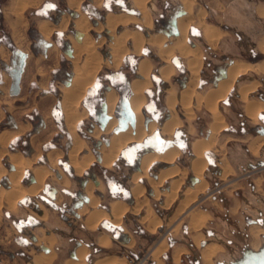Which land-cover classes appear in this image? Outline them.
Segmentation results:
<instances>
[{
	"label": "rangeland",
	"instance_id": "rangeland-1",
	"mask_svg": "<svg viewBox=\"0 0 264 264\" xmlns=\"http://www.w3.org/2000/svg\"><path fill=\"white\" fill-rule=\"evenodd\" d=\"M7 1L8 0H0V79H2L0 83V132L9 129H17L18 126L20 128L23 127V129L18 132V135L9 139V142L5 147V151H19L27 157L36 154L38 151V156L36 155L37 157L33 161V165L44 166L49 170V173H47L43 186L37 193L31 195L26 194L19 197L16 200L14 207H8V205L6 206L7 200L4 197L0 199V264H11L12 253L15 250H22L25 248L32 251L36 248V245L33 244L31 237L37 231L36 226L42 222L40 214L43 208L49 212L51 221H53V224H50V228L57 237L54 245L55 249H57L56 251L59 253V258L57 259L56 264H60L61 260L67 256L70 252V248H72L77 241H82L89 247L88 256L96 258L94 251L90 246H92L93 242L96 240L97 235L99 234L98 230H105L108 234H110V236H113L114 239L112 241V245L109 247L115 252L121 253V257L124 258V261L120 264H156L158 260L162 261L164 264H175L171 259L173 247L170 245V241L186 240L192 243L191 235L196 232L193 230L187 231L186 229L182 232V227L183 225H186L190 212L200 209L203 206L213 208L218 214L213 215V219L207 224L205 222L208 228L216 229L215 232L218 233V236L216 238L214 237L212 240H219L220 238L222 243H225L226 245H223L224 250L217 254L213 259L214 264H218L217 261L227 264L231 259H235L239 256V250L243 245H246V247L253 250L256 249L251 244L252 241H254V238L249 234L248 228L253 225L252 219H259L260 221L258 220V223L261 224L262 227L264 226V169L245 176L243 173L246 171L242 172L237 169L231 170L229 167L230 170H227L226 176L219 179L213 174L215 164L212 163L210 165L209 163L208 167H205L203 177L206 179L209 186H211L212 182L216 180L218 183H215L210 188L214 189L219 187V191L217 190L212 193L211 196V192H209V196L207 195L208 197H203V194L200 193L199 198L197 197V201H195V204L190 209H188V207L185 209L187 211H180L178 210V205H180V199L182 197L181 192L184 189V186L186 187V185H188L187 180L188 175L190 174L184 162H188V157L190 161L192 156L191 154H185L181 149L180 153L178 150V155L172 162L174 163L175 161L181 167V173H178L176 177L181 179L178 188L180 190L168 206L164 205V203H159L161 195L157 198L149 196L147 193V189L149 188L147 179L139 178L138 182L145 188L143 195L139 197V201L144 203V201L147 200V206L144 205L137 214L130 210L125 212L121 217L119 227L113 226L109 222H104L100 225L97 224L98 226H96L97 228L95 227V230H85L81 224V220L79 218H75L73 215L74 204L78 201V191H81L84 195H86L82 189L81 181L88 180V182H90L93 186V189L91 190L92 194L97 196L99 199L98 206L105 209L108 208V204L111 200L121 199V192L123 190L130 194V186L134 185L131 181V173L135 170V168L129 166V158H136L145 150L144 148H130L129 145H131V143H140L146 137L157 133L158 136H161L164 140H169V144L167 145H177L175 132L178 130L181 134V142L188 145L193 138L195 139V137H198V133L194 131L191 134H187L186 131H189L192 124L197 122V124L206 132V127L203 126V123L209 119V113L203 106H201L199 109H194L196 120L194 116V118L190 121H187L185 118L180 116L183 123L181 127L179 126V129H177V127L176 130H174L175 132L173 131L174 133L172 132L167 135L162 134L158 127L149 131L139 142H131L123 147L111 165L105 168L98 162L97 154L99 155L100 145L107 141V135L101 133L97 137H94L92 132L96 127L101 129L96 116L97 112L100 110V103L103 102L105 92L108 88H113L115 94L117 95L116 104L120 97L119 91H123V95L125 96H130L129 86L131 80L135 76L134 67L138 59L142 57L148 58L150 61V79L144 89L145 102L142 109L144 118H146V115L153 117L154 114L151 113V109L148 107L149 97L155 100L156 104L159 106L165 104L166 93L164 88L168 86H172L174 88L176 87V89L179 88L178 83L174 79L175 76L179 75V72L173 71V76L167 82L161 80L158 77V67L164 62L161 60L157 61L155 57H151L152 55L155 56V52L154 49L147 43L143 44L144 47L141 49L142 51L140 54L131 52L124 55L122 57L123 62L121 63V59V64L119 63L120 66L118 67L107 66L101 61L92 84L86 89L78 104L77 109L79 111L84 110L85 115L77 121L75 127L77 135L85 142L84 147L79 154L90 152L94 154L96 160L90 162L88 166L83 169L79 175H77L68 163L67 149L71 145V137L65 130L62 117L63 115L60 107V88L69 81V77L66 73L68 72L69 76H72V69L74 65L77 64L80 67L85 56V54L80 52L77 55L76 61H74L77 63L73 64L70 62V58L67 53L68 38L65 37L67 30L65 28L68 25L71 16L68 13L64 15V18L67 19V24L63 29H60L55 24L51 23L49 26L50 35L48 39V42H50L51 45L49 47L39 45L37 42V38L41 37L37 32L38 22L42 19H50L46 16L57 14V10L59 12L61 10H66L65 0H40L36 6H29L31 4L26 5L22 12L23 26L21 27V31L19 33L20 37H23L21 39V44L15 40L14 33L11 32L9 26L4 20L3 12L5 14V11H7ZM80 1L82 2L80 8L78 4V9L79 11L81 10V12L89 19L87 33L94 41L95 50L93 51L98 52V55L100 54V56L103 53L106 54L108 50L107 41L110 35L105 30H102L99 32V35L101 36H97L98 34L94 31L96 29V27L94 28V22L102 19H99L94 15L92 12L94 11L93 8L99 11L103 18L107 11L130 12L129 10L123 9V5L128 9H131L129 1L102 0L99 7L92 5L89 0ZM168 3L169 0H159V5H157L156 10H154L151 14L152 17L154 18L160 11V6H166ZM49 4H52L55 7L49 8ZM11 6L12 1L10 2L8 9ZM84 11L91 12L92 17L86 15ZM5 17H7V14ZM225 19L227 18H223V21H225ZM138 25H142L141 22L134 23L129 21L125 25L116 27L113 32L116 34L118 29L121 30L122 28H130L138 31ZM260 27L261 24L258 21V23L250 29L252 32L251 36H249V34L246 35V38H244L242 42L237 40L238 45L240 43L244 45V49L242 50L244 56L248 57L252 52L250 44L254 42V34L257 36L258 32H261ZM96 31L99 30L96 29ZM198 33V27L195 28L192 25L190 30H188L187 42L191 44L190 42L193 40L202 50H200V53L203 65H201L202 68L200 67V77L199 80L197 79L200 83L197 82L196 89L205 91V89L211 86L210 83L208 84L210 73L209 63L212 58L211 55L213 53L224 52L227 45L226 39L230 36L226 35L223 37V46L220 44V47L217 46L215 49L206 50L203 47L204 44L201 45L203 42L198 39ZM16 44L22 48H19ZM60 45H62V47ZM53 46H55V50H52L47 54V51ZM237 47V44L232 42L230 45V52H234V49L237 50ZM16 50L23 52L26 60L21 73L19 93L13 95L10 91V84L13 79L9 73V69L13 67L11 63L12 59H18L19 57L14 54V51ZM237 53L240 54L238 51ZM170 60L173 64L178 62L176 56L170 58ZM202 71H204V74H201ZM119 76L122 78L121 83H118L113 79L114 77ZM240 76L241 75H239L238 78ZM201 82H203L202 86H200ZM235 83H233V87ZM45 99L46 101L44 102ZM222 100L218 102L217 107L219 105L220 108V106L224 104L225 101ZM87 104L92 107V110L86 106ZM115 106L112 113L113 115ZM172 112L175 115L180 114V112L175 109H173ZM253 119H256V116ZM155 122L159 124L161 119ZM188 124L190 125L189 128ZM220 133L221 132L218 134ZM160 139L161 138L158 137V140H155V142L158 143ZM256 141L257 140L255 138L249 145L250 150L254 153H256L258 149V146L257 148L255 146L258 144ZM98 142L100 145L97 144ZM167 145H163L157 150H160ZM149 150H155V148H150ZM50 151L58 154V156L55 157L56 159L54 163H50L47 160V152ZM208 151L210 150L204 152L206 158V152ZM232 155L231 163L235 160L237 161L236 155ZM6 157L7 156L5 154L0 157V164L7 172H9L12 171L14 167L13 169L9 167ZM78 157L80 159V156ZM156 162L158 161L151 162L149 165L147 170V172H149V176L156 173V170L158 171L157 166H152V163ZM225 163L228 164L227 161H225ZM183 171L186 172L184 173ZM30 175L31 170L24 169L23 174L20 177V184L28 186L30 184ZM166 179H168L167 181H171L170 178ZM163 182L162 184L154 183V186L157 185L155 188L160 192L161 187L164 185ZM99 183L103 186L102 190L98 189ZM9 184L10 182L6 173H3L0 176V188L7 187ZM159 185L162 186L160 187ZM252 186H255V188ZM206 189L204 194L205 192L207 193ZM219 195L227 198L229 200V204L233 198L232 195H234L238 200L235 207L231 209L233 212H236V214L232 215L227 213L228 218L226 220H224V205L219 202L213 204V199ZM52 204L55 205V208L52 207ZM155 204H157V209L154 206ZM147 207L150 208L151 212L160 222L155 228L140 221V217L146 213ZM222 220L224 221L223 223ZM121 227H123L126 234H128V236L132 239L133 243L128 242L125 244L122 241ZM176 227L178 229H176ZM203 228L204 226L199 230ZM263 239L264 235H261L260 244L263 243ZM162 240L166 241L167 247L158 256V259H155L150 252H152L153 248L157 247ZM209 241H211V239ZM179 244H183L187 247V244L184 242L178 241L175 243V245ZM201 244V241L199 243L197 242L198 247H203ZM196 249L198 252L197 254L199 255L200 248L199 250L198 248ZM180 257L183 259V254H181ZM178 261L179 259L174 262ZM183 262H185L184 264H188L187 259Z\"/></svg>",
	"mask_w": 264,
	"mask_h": 264
},
{
	"label": "bare ground",
	"instance_id": "bare-ground-1",
	"mask_svg": "<svg viewBox=\"0 0 264 264\" xmlns=\"http://www.w3.org/2000/svg\"><path fill=\"white\" fill-rule=\"evenodd\" d=\"M10 1H12V6L9 8V10L16 17V21L12 26L14 29L15 40L21 44V39L23 37L21 38L19 33L21 31V27L23 26L22 12L26 5L36 3L38 0ZM181 1L184 4V9L186 10L187 15L186 17L181 16L177 19L178 34L175 35L173 38H169V40H167L165 35L155 33L149 35V37L147 38L142 37V33L141 36L140 34L136 33L129 34L128 31H124L119 35H115L113 34V31L116 25L126 22L127 18L135 19V17L126 13H122L121 15H116L112 12H108L107 14L105 13V28H107L108 31L112 34V40L107 43V45L109 46L108 55L105 58H102L100 54L98 55V52L93 51L95 50L94 41L88 36L87 33L89 20L87 16H85L81 11H79V0H67L69 7H76L75 10L78 15L77 17L73 16V23L75 25V28L78 31L84 33L80 43L76 42L72 37H69L73 51L71 52L72 57H69L70 62L73 64L77 63L74 61H76L77 55L80 52L85 54V56L83 63L80 67L77 64L74 65V72L72 78L67 82V84H64L60 88V107L63 115L62 117L65 130L70 134L71 137V145L67 149L68 163L72 167L74 173L79 175L83 171V169H85L90 162L96 160V158L94 154L90 152L79 154V152L83 149L85 142L77 135L75 127L77 121L85 115V111H79L77 107L81 98L83 97L84 92L92 84L95 74L99 69L100 62L104 61L109 66H118L122 57L128 51L125 47V42L128 39H131L132 41L133 51L138 53L141 51L143 44L147 43L148 45L155 48L158 56L164 62V64L158 67V76L162 80L168 81L174 71V66L171 64L170 58L175 54L182 57L183 60H185L184 64L185 68L188 71L187 76L189 77L185 83V86L179 89L178 92L173 87L165 88L164 91L166 93V107L171 111L173 110L175 105H179V107L183 111L182 114H184L187 121H190L193 118L194 109H199L201 106L207 109V111L212 117L211 123L208 124L209 132L208 134H205L207 136L195 138L190 142V150L193 153V157L190 160L189 168L191 174L196 177L198 181L193 185L184 187V189L182 190V197L180 199V205H178V210L183 211L188 207V209H190L195 204V201H197V197L199 198L200 193L203 194V197L209 194V192H205L204 194V191L208 184L206 179L203 177L205 167L207 166V159L204 155V152L206 150L213 151L212 147L215 146L214 143L216 140V134L225 125L223 121V115L217 107L218 102L222 100L226 96V94L232 89V85L233 83H235L239 75L246 73V71L251 69H255V71H264V63H256V65H251L235 60L233 61V63L228 64L227 69L225 70L226 76L220 79L216 83V85L209 86L207 89H205V91L197 90V79L199 77V71L202 65V56L200 53L199 46L190 45L187 43L189 23L185 21V18H190L189 13L191 11L190 8L191 4L193 3V0ZM134 2L135 4L140 6L139 9L142 15L141 20L143 25H147V13L145 7L142 5V1L134 0ZM259 12L261 13V11ZM197 15L202 17L204 15V11L200 10ZM66 24L67 19L62 17L58 25H56L60 29H63L65 28ZM49 25V21L46 19H42L38 22L37 25L38 33L41 34L46 41H48L50 35ZM198 25L201 26V23H198ZM212 27L213 26L208 24H205L203 26V34L209 44L215 43L218 40L219 36L217 32H214ZM101 28V25L96 27L97 30H101ZM16 46L18 45L16 44ZM18 47L22 48L20 46ZM260 47L261 49H264V41L262 44H260ZM52 50H55V46L51 47L47 51V54ZM136 69L137 73L140 76L131 80V94L128 100L130 108L134 114V125H131L129 123L126 128L118 131H113L114 127L117 125V119L115 115L112 114L117 101V95L115 94L113 89H110V91H107L105 93L104 99L106 102V112L107 115H109V119L107 120L104 128L99 129L96 127L92 132L94 137H97L101 133L107 135V141L105 143H102L101 145L99 144L100 147L98 162L104 167H109L111 165V163L114 161L119 151L123 147H125L128 143L131 142H139L143 137H145V135H147L149 131L158 127L162 134L167 135L172 133L174 128L181 126V120L177 115L172 112L169 113V117L165 118V120L163 122H160L159 124L156 123L155 120L148 121L147 123L144 122L142 108L145 102L144 89L149 83L150 79L149 59L146 57L139 59L136 64ZM85 73L87 74L84 75ZM254 87L255 84L250 86L244 85L239 88V94L243 100L245 99L244 102L248 99V90L254 89ZM45 101L46 99L44 100V102ZM262 108H264V106L260 102L255 103L253 101H248L246 104V113L250 117L254 118L258 114V112L261 111ZM22 129L23 127L20 128L18 126L17 129H9L0 132V157L5 154L7 156L6 158L8 160V163L12 164L14 167L12 171L7 172L0 164V176L3 173H6L7 178L10 182L7 187L0 188V199L4 197L7 200L8 207H14L16 200L23 195H31L37 193L38 190H40L43 186L44 179L47 173H49V170L46 167L33 165V161L38 156V151L36 152V154H33L30 157L24 156L19 151H5V147L7 146L9 139L18 135V132ZM256 140V143L260 144L261 142H264V136H258L256 137ZM258 144L255 145L256 148L257 146H260ZM177 155L178 150L175 146L163 148L161 150H147L141 154L139 169L131 173V181L134 185L130 186V193L135 199L134 205L132 206H128L121 199H114L109 202V211L99 208V199L97 196L92 194L91 190L93 189V186L90 182H88L84 188V192L88 196L89 202L87 204H83L82 207L80 206L79 210L77 211L80 218H82L84 226L91 230L95 229L97 224L102 219H108L114 222L115 224H119L121 222V217L125 212L130 210L137 214L144 205L147 206V200L144 201V203H141L139 201V197H141L144 192V186L138 182L139 178L147 179L148 184L154 190L155 198L159 197L160 195L165 196L164 205L168 206L174 200L178 191L180 190L178 188L181 179L176 178L178 173H181L179 166L173 164L172 166L160 170L158 172L156 180L148 177L147 170L151 162L158 161L165 163L167 162L171 164ZM57 156L58 154L52 151L47 152L48 162L54 163L56 159L55 157ZM78 156H80V159ZM221 167V176L225 177L227 170H229V165L226 164L224 161ZM24 169L31 170L35 179V182L30 183L28 186L20 184V177L23 174ZM183 172L185 173L186 171ZM166 178L172 179L170 188L168 191H164L161 193L155 188V186L157 185L154 186V183L161 184ZM98 189H103L101 183L98 185ZM148 207L146 209V213H144L140 217V221L145 222L148 224V226H153L155 228L160 222L156 219L155 215L151 212L150 208ZM207 218L208 214L204 213L202 210L190 212L187 223L188 228L199 230L201 227L204 226ZM176 229L178 228L176 227ZM248 229L249 234L254 238V241H252L251 244L254 248H256L254 250H258L262 245L260 244V237L261 235H264V228L260 225H251ZM193 240H195V243L197 245V242L199 243L201 241V235L195 236ZM131 241L132 239H130L129 243H133V241ZM109 243L110 236L108 234L102 233L98 236V244L100 246L105 247L108 246ZM166 247V241L162 240L157 247L153 248L152 252L150 253L153 258L158 259V256L166 249ZM222 250H224L222 244H204L201 249V258L203 260V264H214L213 259ZM86 251L87 249L83 245H81L76 249V259H68L64 262V264H87L84 260V256L87 253ZM183 251L184 248H176L172 255L173 261H177ZM42 258L46 259L47 261L50 260L52 257L50 254H48L43 256ZM114 261L123 263L124 258L109 256L107 258L97 259L92 264H109ZM156 264L164 263L158 260Z\"/></svg>",
	"mask_w": 264,
	"mask_h": 264
},
{
	"label": "crops",
	"instance_id": "crops-1",
	"mask_svg": "<svg viewBox=\"0 0 264 264\" xmlns=\"http://www.w3.org/2000/svg\"><path fill=\"white\" fill-rule=\"evenodd\" d=\"M39 1L40 0H38L36 3H33V4L29 5V6H34V5L36 6L39 3ZM128 1H129L130 6H131V10H134L135 13H133V12L107 11L106 14L108 12H112V13H114L116 15H121L122 13H126L128 15H133L135 17V19L134 18L133 19L132 18H127L126 22L116 25L115 28L118 27V26L125 25L129 21L134 22V23L141 22L142 25H138V28H139L138 31L130 29V28H122L121 30L118 29V31H117V33L115 35H119L120 33L124 32V31H126V32L128 31L129 34L136 33V34H140L141 35V33H142L143 36L142 35L141 36L144 37V38H147V37H149V35L154 34V33L155 34H163V35H165L163 32L157 30V28L155 26V24H156L155 21L160 17L161 14H163L164 18H166V17L168 18L170 15H172L174 13V11H175V9L177 7H180L181 9H183L185 11V13L183 15H181V16L186 17V15H187L186 10L184 9V4H183V2L181 0H169V3L166 6H164V5L160 6V11L158 12L159 14L157 13V15H155V17L153 18L151 14L156 9H152L151 10V8H149V7H152L151 0H141L142 1V5L145 7V10H146V13H147V18H148L147 25H143L142 20H141L142 19V15H141V12H140V9H139L140 6L135 4L134 0H128ZM152 1L154 2V4L156 5V8H157V5H159L158 4L159 0H152ZM10 2H11L10 0H8L6 2V10L7 11H5V14L3 12V16H4V20H5L6 24L9 26L11 32L14 33V29H13L12 26H13L14 22L16 21V17L8 9V6H9ZM79 2H80L79 3V8H80L82 1L79 0ZM89 2L92 5H94L96 7H99L101 5L102 0H98L97 2H94L93 0H89ZM65 5H66V9L72 10L75 14L74 15H70L67 10H61L60 9L61 11L57 12V14H55L58 17L56 23H54L50 19H46V20L49 21L50 25H51V23L55 24V25L56 24L58 25L59 21L61 20L62 17H65L64 15L66 13H68L71 16L70 17V21H69L68 25L65 28L67 30V33L65 34V37L68 38V47H67L68 48V52L67 53H68L69 57H72V53L71 52H73V51H72V47H71V43H70L69 37H72L76 42L80 43L84 33L78 31L75 28V25L73 23L74 17H77V15H78L76 10H75L76 7H72V8L69 7L68 3H67V0H65ZM190 9H191V11L189 13L190 18H185V21H187L189 23L188 30H190V27L192 25L198 27V29H199V33H198L199 34V38L201 39L203 44L205 46H207L209 49H215L217 46L220 47V44H222V46H223V44H224L223 37H225L226 35L230 36L229 38L226 39V41H227L226 50L224 52H222V53H213L211 55L212 58H211V61L209 63V65H210V73H209L208 84L210 83L211 85H216V83L220 79L217 80L215 84L213 83V81H214L215 77L219 75V72H218L219 69L223 67L226 70L228 64L231 63L232 61L236 60V61H240V62H243V63L251 64V65H256V63L257 64H263L264 63V49H261V47H260V44H262L263 41H264V0H193V3L191 4V8ZM200 10L204 11V15L202 17L197 15V13ZM259 11H261V13ZM6 14H7V17H5ZM106 14L103 16V18H102L103 20L102 21L98 20V21L94 22V28L98 27L99 25L102 26L101 30H99V31L94 30V31L98 34L97 36L100 37L101 35H99V32H101L102 30H105L110 35V37L108 38V41H107V43H108L110 40H112V34L108 31L107 28H105V22L104 21H105ZM181 16H179V17H181ZM207 16H208V19H207ZM179 17H177V19ZM225 17L227 19H225V21H223V18H225ZM177 19H176V22H177ZM227 21L231 22V23H228ZM258 21L261 24V27H260L261 28V32H258L257 36H255V34H254V38H253L254 42L250 44L251 47H252V50H251L252 52L250 53V55L248 57L244 56L243 55L244 53L242 52V50L244 49V45L241 44V43L238 45L237 40H240L242 42L244 40V38H246L245 37L246 35L249 34V36H251L252 32L250 31V29H251V27L253 28V26L256 23H258ZM198 23H201V26H199ZM205 24L213 26L212 28H213L214 32L215 33L217 32L219 34L218 40L215 43H213V44H209V42L206 40V38H205V36L203 34V26ZM216 29H217V31H216ZM37 32H38V30H37ZM39 35H41V34H39ZM165 36H166L167 40H169V38H173L175 35H173V36L172 35H170V36L165 35ZM41 38L44 39L42 37V35H41ZM187 39H188V37H187ZM232 42L233 43L235 42L237 44V46H238L237 50L234 49L235 53L234 52H230V50H231L230 49V45L232 44ZM190 43H191L190 45L199 46L193 40ZM125 47L128 50L126 54L131 53V52L132 53H136V54H140V52L142 51L141 50L139 53L133 51L131 39H128L125 42ZM143 47L144 46H142V48ZM150 47H152V46H150ZM153 49H154V52H155V56H154L155 59L157 61L161 60L160 57L158 56L155 48H153ZM199 49L201 50L200 46H199ZM237 51L240 54H238ZM108 52H109V46H108V50H107L106 54L103 53L101 55V57L105 58L108 55ZM174 56L177 57V61L178 62L173 64L172 61L171 60L170 61H171V64L175 68L174 72L175 71L179 72V75L174 77L175 81L178 83L179 88L176 89V87L175 88L173 87L178 92L179 89H181V88H183L185 86V83H186V81H187L189 76H187L188 75V71L185 68V64H184L185 60H183V58L180 57L177 54L173 55L172 57H174ZM102 62L105 63L104 61H102ZM122 62H123V59H122L121 63ZM120 64L118 66H120ZM162 64H164V63H162ZM202 65H203V61H202ZM107 66H109V65H107ZM118 66H115V67H118ZM201 68H200V71H199V77H200ZM181 69H183V70L181 71ZM72 72H74L73 69H72ZM134 72H135V77L134 78H137V77L140 76L137 73L136 65L134 67ZM174 72L172 74H174ZM86 74L87 73H85L84 75H86ZM201 74H204V71H202ZM72 76H73V74H72ZM72 76H71V78H72ZM172 76L173 75H171L170 78ZM225 76H226V74H225ZM199 77H198V80H199ZM182 81H183V85L181 83ZM165 82H167V81H165ZM253 84H255V87H254V89L248 90V95H247L248 99H247V101L244 102V100L241 98V96L239 94V88L241 86H244V85L245 86L246 85L250 86V85H253ZM198 86H199V84H198ZM168 87H172V86H168ZM168 87H166V88H168ZM110 89H113V88H108L107 91H110ZM129 89H130V86H129ZM164 90H165V88H164ZM130 94H131V89H130ZM104 99H105V95H104ZM104 99H103V102H105ZM222 101H225L224 104H222V106H220V108H219V105H218V108H219V110L221 111V113L223 115V121H224L225 125H224V127L222 129H220L217 132L216 140H215V143H214L215 146H213L214 148L212 147L213 151H211V153H213L215 155L214 162H213V164H215V168L213 169V174L216 177H218L219 179L224 178V177L221 176V169H222V167H221L222 165L221 164L224 161L228 162L229 167L231 168V170H236L237 169L236 165L238 163L244 162L243 155L245 156V153L253 161L264 160V142H261L259 144L260 146L258 147L256 153L252 152L250 150V148H249L250 143L257 136H263L264 134H259V133L249 134V133H246L242 137V135H240L239 133H231V132H228L227 129H226V128H228L229 124H233L234 126L237 127V123L239 122V119H243L245 124L248 123V124H252V125H261L262 127H264V119H262V117H264V108L261 109L263 111L258 112V114L256 115V119H253L252 117H250L246 113V104H247L248 101H251V102L253 101L255 103H259L260 102L264 106V71H262V70H259V71L256 70L255 71V69H251V70H248L246 73H243V75L241 74V76L238 78V81H236L233 89L229 92V94ZM161 107H163L164 110H163V113L161 114L160 118H157L156 116L150 117V116L146 115L147 122L151 121V120L157 121V120H160V119H161V122H163L165 120V118L169 117V113L172 112V110L170 111L166 107V104H162ZM173 109H175L176 111L180 112V114H176V115L181 120V125H182L183 120H182V118H180V116L185 118L184 114H182L183 111L181 110L179 105H175V107ZM195 115L196 114L194 113V117H195ZM238 115L240 116V118L238 117ZM146 118H144V122H145ZM185 120H186V118H185ZM195 120H196V117H195ZM211 121H212V117H211V115L209 113V119L207 121H204V123H203V126L206 127V132L196 122L195 124L193 123L191 127L188 124V128L190 127L192 130L190 129L189 131H186V133L187 134H191V133H193L195 131V132L198 133V137L207 136L205 134H208V132H209L208 124L211 123ZM147 122H145V123H147ZM180 127H178V128L176 127V128L179 129ZM176 128H174V130H176ZM219 132H221V133L218 134ZM171 146H175L177 148V150H179V153H180L181 150H180L179 146H177L175 144L167 145L164 148H168V147H171ZM243 146H246V148H245L246 151H243ZM189 148H190V144H189ZM161 149H163V148H161ZM145 151H147V150H145ZM190 152H191V150H190ZM190 152H189V154H190ZM232 154L236 155V159H237V161L235 160L236 163H235V161L231 163V161H232L231 160V156H233ZM191 155H192L191 156V158H192L193 157V153L192 152H191ZM140 157H141V155L134 159L135 162H136V165H137V168H135L134 171H137L139 169ZM191 158H190V160H191ZM174 163H171V164H169L167 162L166 163L165 162L152 163V166L153 165L155 167L157 166L158 171L156 170L155 171L156 173L152 174V176L148 175V177L156 180L158 172L160 170H163L166 167L172 166L173 164L179 166L175 161H174ZM184 163H185V166L188 168V171L190 172V174L188 173L189 174L188 175V180H187L188 185H193V184L190 183V180H189V177L193 176L191 174V171H190V168H189V164H190L189 157H188V162L185 161ZM208 165H209V162L207 160V167H208ZM179 168L181 169L180 166H179ZM230 168H229V170H230ZM148 174H149V172H148ZM30 176L33 177V181H31L29 179L30 183H34L35 179H34V176L32 174V171H31V175ZM167 180L168 179H166L163 182L164 183L163 187H161L162 185H159L161 187V193L164 192V191H168L169 188H170V184H171L172 179H171V181H167ZM87 183H88V180H86L85 185L82 187L83 190H84V188H85ZM215 183H218V182L216 180H214L212 182L211 186L214 185ZM188 185H186V186H188ZM211 186L208 185V188H210ZM252 187L255 188V186H252ZM144 190H145V188H144ZM147 193H148L149 196L154 197V190H153V188L150 185H149V188L147 189ZM130 195H131V193H130ZM131 197L133 198V203L132 204H128L124 199H122V198L121 199L128 206H132V205H134L135 199H134V197L132 195H131ZM232 197L233 198L231 199L230 204H229V200L227 198L221 196V195L216 196V198L213 199L214 200L213 204H215L216 202H219L222 205H224V207H225L224 220H226L228 218L227 217V213L232 214V215L236 214V212H233L231 209L233 207H235V205H236L238 200H237V198L234 195H232ZM164 199H165V196L161 195V197L159 198V203L163 204L164 203ZM88 202H89V198H88V201H82V203L79 204L74 209L73 215L75 216V218H80V216L77 213V211L79 210L80 206L82 207L83 204H87ZM7 205L8 204L6 202V206ZM154 206H155L156 209L158 208L157 204H155ZM98 207L101 208V209H104L106 211H109V206L106 209L101 207V206H98ZM53 208H55V207H53ZM197 210H202L204 213L208 214V219L206 220V224L213 219V215H218L213 208H207L205 206H203V207H201L200 209H197ZM197 210H194V211H197ZM40 215H41L40 219L42 220V222L39 223L36 226L37 231L31 237L33 244L36 245V248L34 250H32V251H29V250H27L25 248H23L22 250H15L16 252L13 251V253H12L13 255L11 257V264H56L57 259L59 258V253L56 251L57 249H55V245H54L56 243L55 241L57 240V237H56L55 233L53 232V230L50 228L51 227L50 224H53V221H51L49 212L44 210V208L41 211ZM80 220H81V224H82V226H83V228L85 230H91V229H89V228L84 226L82 218H80ZM104 222H109L110 224H112L113 226H116V227L120 226V223L117 225V224H115L114 222H112V221H110L108 219H102L98 224L100 225L101 223H104ZM223 222L224 221L222 220V223ZM187 223H188V221H187ZM187 223L185 225V229L187 231L193 230V231L196 232L195 234L191 235V240H192L193 246L198 248V250H199V248L201 250L202 247L201 246L198 247L195 244V240H193L195 238V236H197V235H202L201 243L205 244L207 242V243H210V244L211 243L222 244L221 243L222 241L220 240L219 237H218L219 240H212L214 237L216 238L218 236V233L215 232L216 229L208 228L207 225L205 224L204 228L198 231V230H195V229H192V228L189 229ZM252 224L261 226V224H259L258 222H255L253 220H252ZM95 229H92V230H95ZM98 233L99 234L97 235L96 240L93 242V245L90 246L91 249H93L94 255L96 256V258L88 256L89 247L86 244H84L82 241H77L73 245V247L70 248V252L67 254V256L61 260L60 264H64V262L66 260H68V259H73V258L76 259V249L78 247H80L81 245H83L87 249V253L84 256V260H85V262L87 264H92L97 259L107 258L109 256L110 257L115 256L117 258H122L121 257V253L115 252L112 248L109 247L110 245H112V241L114 239L113 236H110V234H108L105 230H98ZM102 233H106V234H108L110 236V243H109L108 246L103 247V246H100L98 244V236L101 235ZM121 233H122V235H121L122 241L124 243L129 242L131 238L128 236V234H126V232L123 229V227H121ZM210 239H211V241H209ZM172 247H173V251L175 250L176 247L184 248V251L182 252L183 256L186 255L187 253H189V248H187L183 244L182 245L181 244H179V245H175L174 244V245H172ZM200 250H199V255H198L199 263L203 264ZM173 251H172V254H173ZM47 253L51 255V257H52L50 259L51 261L50 260L46 261V259L42 258L43 256L48 255ZM172 254H171V259H172ZM181 260H182V257L179 258L178 262H174L173 259H172V262L175 263V264H180ZM116 263H119V262L118 261H114V262H111L109 264H116Z\"/></svg>",
	"mask_w": 264,
	"mask_h": 264
},
{
	"label": "water",
	"instance_id": "water-1",
	"mask_svg": "<svg viewBox=\"0 0 264 264\" xmlns=\"http://www.w3.org/2000/svg\"><path fill=\"white\" fill-rule=\"evenodd\" d=\"M70 15H74L75 13L72 10H67ZM130 12L135 13L134 10H129ZM185 11L181 9L180 7H177L172 15H170L164 27L160 29L159 31L163 32L165 35H177L178 34V28H177V17L183 15ZM57 18L50 19L54 23L57 22ZM37 42L39 45L49 47L51 45L50 42L42 39L41 37L37 38ZM15 55H18V59H12L11 63L13 67L9 69V73L13 79V81L10 84V91L13 95L19 93L20 88V81H21V73L23 69V65L25 62V54L19 50L14 51ZM183 69H181L182 71ZM219 75L215 77L213 83L215 84L217 80L225 77V68L219 69ZM69 80L71 79V75L68 76ZM2 79H0L1 83ZM183 85V81L181 82ZM129 96L122 95L119 97L118 102L115 106L114 115L117 119V125L114 127L113 131H118L121 129H124L127 127V125L130 123L131 125H134V114L130 108L129 105ZM97 121L99 123L100 128H104L107 120L109 119V115H107L106 112V105L105 102L100 103V110L97 112ZM145 122H147V118L145 119ZM42 124V122H41ZM260 134H264V128H261L258 130ZM99 145V142L97 143ZM95 151V150H94ZM97 156H99L97 154ZM259 165H264V161L259 162ZM9 167L13 169V165L9 164ZM137 168V165L135 166ZM29 179L33 181V177L30 176ZM190 183L194 184L198 181V179L194 176L189 177ZM86 180L81 181V186L83 187L85 185ZM78 201L74 204V209L82 203V201H88V197L84 195L81 191L77 194ZM128 204L133 203V198L129 194L128 199L125 200ZM53 207H55L54 204H52ZM124 237V236H123ZM170 245H173V242H170ZM230 264H264V243L261 245V247L258 250H252L250 248L245 249L242 252L241 257L236 259L235 261H232Z\"/></svg>",
	"mask_w": 264,
	"mask_h": 264
},
{
	"label": "flooded vegetation",
	"instance_id": "flooded-vegetation-1",
	"mask_svg": "<svg viewBox=\"0 0 264 264\" xmlns=\"http://www.w3.org/2000/svg\"><path fill=\"white\" fill-rule=\"evenodd\" d=\"M109 3V2H108ZM151 4H152V7H149V8H151V10L152 9H156V5L154 4V2L152 1L151 2ZM57 12H59L58 10H57ZM88 16H90V17H92V15L90 14V13H87L86 11H84ZM54 16V19L57 17V15H53ZM103 20V19H102ZM102 20H99V21H102ZM166 20H167V17L166 18H164V16H163V14H161L160 15V17L155 21V26H156V28H157V30H160V29H162L163 27H164V25H165V23H166ZM195 28H197L196 26H194ZM231 63H233V61L231 62ZM231 63H229V64H231ZM238 81V80H237ZM203 83V82H202ZM202 83L200 84V86H202ZM233 89V88H232ZM231 89V90H232ZM230 90V91H231ZM229 94V93H228ZM148 107L151 109V113H153L154 115L153 116H156L157 118H160V116H161V114L163 113V107H161V106H159L158 104H156V101L155 100H153L151 97H149V105H148ZM261 111H263V110H261ZM260 111V112H261ZM240 115V114H239ZM238 115V117L240 118V116ZM260 127L261 128H264V127H262L261 125H252V124H248V123H246L245 124V122L243 121V119H239V122L237 123V127L236 126H234L233 124H229V126H228V128H226L227 129V131L228 132H231V133H239L240 135H244V134H246V133H249V134H255V133H259L258 132V130L260 129ZM260 134V133H259ZM264 136V135H263ZM180 148V147H179ZM245 148H246V146H243V151H246L245 150ZM181 149V148H180ZM188 151L190 152V148H189V144H188ZM207 151V150H206ZM208 152H211V151H208ZM185 154H189V153H186L185 152ZM190 154H191V152H190ZM214 155V154H213ZM243 157H244V162H242V163H238L237 165H236V167H237V169L239 170V171H246L245 173H243L245 176H247V175H249L250 173H256V171L258 172V171H261L262 169H264V165H259V162H261V161H264V160H256V161H253V160H251L249 157H248V155L245 153V156L243 155ZM214 158H215V155H214V157H213V159H212V163H213V161H214ZM208 159V158H207ZM134 164H136V162H135V160H134ZM224 184H227V183H224ZM221 187V186H220ZM219 191V187H216V188H214V189H211V188H208L207 187V189H206V191L207 192H211L210 193V196H211V194L212 193H214V192H216V191ZM209 196V195H208ZM208 196H205V197H208ZM253 221H255V222H258V220H256V219H252ZM260 221V220H259ZM264 227V226H263ZM222 243V242H221ZM263 243H264V239H263ZM262 243V244H263ZM206 244V243H205ZM224 246H226L225 245V243H222ZM202 246L204 245V243H202L201 244ZM248 247H245L243 250H241L240 251V255H239V257H241V255H242V252L245 250V249H247ZM253 250V249H252ZM238 257V258H239ZM237 258V259H238ZM236 259H231L227 264H230L232 261H235ZM184 260L182 259L181 260V263L180 264H184L185 262H183ZM217 263L218 264H224L223 262H221V261H217ZM116 264H119V263H116Z\"/></svg>",
	"mask_w": 264,
	"mask_h": 264
},
{
	"label": "trees",
	"instance_id": "trees-1",
	"mask_svg": "<svg viewBox=\"0 0 264 264\" xmlns=\"http://www.w3.org/2000/svg\"><path fill=\"white\" fill-rule=\"evenodd\" d=\"M107 6V5H106ZM108 7V6H107ZM123 9L125 10H130L128 9L127 7H125L123 5ZM68 10V9H66ZM94 11H92L94 13L95 16H97L99 19H102V15L99 11H97L95 8H93ZM87 13H90L92 15L91 12L89 11H86ZM43 15V14H42ZM47 18H50V19H53L54 16L53 15H49V16H46ZM0 24H1V21H0ZM198 39L199 41H201V39L199 38V35H198ZM202 42V41H201ZM60 44V43H59ZM203 43H201L202 45ZM62 47V45H60ZM206 50H208L209 48L207 46H203ZM152 58H154V55L151 56ZM67 76H69V73L67 72L66 73ZM114 80H116L118 83H121L122 82V78L119 76V77H114L113 78ZM202 83V82H201ZM113 84V83H112ZM114 85V84H113ZM115 86V85H114ZM119 94L120 96L123 95V91H119ZM89 109L92 110V107L87 104L86 105ZM158 137L161 138L158 143L155 142V140H158ZM175 137H176V144L181 148V150L185 153H189L188 151V145L186 144H183V142H181V134L179 133V131L177 130L175 132ZM169 144V140H164L161 136H158L157 133H154L153 135L149 136V137H146L142 142L140 143H131V145H129V147H133V148H144V150H147V149H150V148H155V149H158L160 147H162L163 145H167ZM207 154V158H208V161L210 163V165L212 164V159L214 157L213 153L211 152H206ZM129 166L135 168L136 164H134V159L133 157L129 158ZM79 192V191H78ZM121 198L126 200L128 199V196L129 194L127 192H125L124 190L121 192ZM78 194V193H77ZM78 198V197H77ZM35 223V222H34ZM185 230V225H183L182 227V232ZM184 242L187 244V247L189 248L190 250V253L189 254H186L183 256V259L188 261V264H200L199 263V258H198V252H197V249L192 245V243L190 241H184V240H171L170 242H173V244H175L176 242ZM246 245H243L242 248H240L239 251L243 250L245 248ZM240 255V254H239ZM239 257V256H238ZM238 257H236L235 259H237Z\"/></svg>",
	"mask_w": 264,
	"mask_h": 264
},
{
	"label": "snow or ice",
	"instance_id": "snow-or-ice-1",
	"mask_svg": "<svg viewBox=\"0 0 264 264\" xmlns=\"http://www.w3.org/2000/svg\"><path fill=\"white\" fill-rule=\"evenodd\" d=\"M48 7H49V8H54L55 6L52 5V4H49ZM262 119H264V117H262Z\"/></svg>",
	"mask_w": 264,
	"mask_h": 264
}]
</instances>
